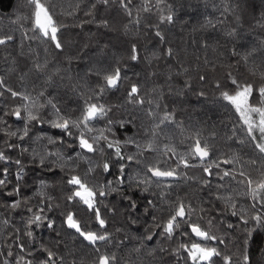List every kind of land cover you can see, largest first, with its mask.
Instances as JSON below:
<instances>
[{
  "label": "trees",
  "instance_id": "trees-1",
  "mask_svg": "<svg viewBox=\"0 0 264 264\" xmlns=\"http://www.w3.org/2000/svg\"><path fill=\"white\" fill-rule=\"evenodd\" d=\"M46 2L59 27V49L34 28L28 0H0V39H5L0 44V152L8 157L0 161V179L7 180L0 187V264H44L49 250L54 253L49 264H97L100 255L114 257L110 264H193L180 248L193 243L220 253L200 264H225L224 257L228 264H264V227L252 219L264 217V201L253 198L245 180L264 179V153L238 146L248 129L222 96L235 93L236 80L253 86L248 102L261 106L264 0H125L126 8L120 0ZM116 67L124 79L101 94L103 76ZM134 84L140 103L129 102ZM7 89L28 99L13 97ZM86 101L106 109L91 121L90 132L81 126L69 135L52 127L58 116L78 121ZM16 108L19 118L12 115ZM29 112L39 119L29 122ZM82 131L90 143L101 132L107 139L89 152L79 147ZM197 139L209 146L203 161L188 155ZM113 142H119L124 160L115 146L108 147ZM231 152L239 158L229 159ZM129 155L136 159L128 161ZM152 166L175 169V178H153ZM72 175L107 193L95 198L103 228L79 198L68 200ZM17 201L19 207L12 208ZM181 202L192 214L167 238L157 225ZM68 212L83 230L108 240L85 242L64 224ZM34 215L46 219L26 227ZM189 223L215 239L194 238Z\"/></svg>",
  "mask_w": 264,
  "mask_h": 264
},
{
  "label": "snow or ice",
  "instance_id": "snow-or-ice-1",
  "mask_svg": "<svg viewBox=\"0 0 264 264\" xmlns=\"http://www.w3.org/2000/svg\"><path fill=\"white\" fill-rule=\"evenodd\" d=\"M98 2H102L104 4H108L109 0H98ZM28 3L33 7L32 11V19L34 28L38 29L41 35H43L46 39H50L57 49L61 48V43L57 38V33L59 31V27L55 23L53 19V14L47 5L46 0H28ZM121 6L126 8L125 0H120ZM95 7V5H93ZM91 14V13H89ZM131 13L129 12V15ZM168 21L172 20V17L169 15L166 17ZM106 26V22H104ZM157 36H161L160 32L156 33ZM6 39L10 40L12 39L11 36L6 37ZM163 39V37H161ZM5 39H0V44H4ZM169 54H171V50H169ZM131 60L135 61L137 59V48L135 45L132 46V55ZM42 66L37 65V69L40 70ZM124 79V77L121 76V70L119 67H116L113 71L105 74L103 76V85H101L99 91L100 93H104L107 89H115L119 86L120 82ZM232 83L234 85H237V90L234 94H230L228 92H223L222 96L223 99L228 101L233 107L235 108L236 112L240 115L241 120L243 123L247 126L248 129V135L252 137L254 141L257 140V137L254 135V131H258L259 136V142L255 144V147L259 150L260 153H264V86L260 87L258 89L259 95L261 97V106H252L249 104V97L252 95L254 89L252 85H244L240 86L236 80H232ZM0 87H4L3 83L0 82ZM11 93L13 97L21 96L22 99L27 100V96H22L21 93H18L16 91H12L11 89H7ZM139 92V88L137 85H132L130 91L128 92V98L129 102L134 103H140L142 101H138L135 99ZM51 103V101H49ZM53 108L56 106L53 104ZM106 113V109L103 105L98 103H91L86 101L85 106L83 108L81 118L78 121H72L70 119H66L64 116H58L57 120L52 122V127L60 129L61 131L67 132L69 135H71V128H80L83 126V128L87 131H91V127L89 126L91 121L104 116ZM253 113L256 114V117L258 119L253 118ZM12 115H15L16 117H20L21 112L19 108H16ZM38 116L33 115L31 112H29L27 116V120L30 121H36L38 120ZM170 116H165L164 120H169ZM2 120V118H0ZM164 120L161 121V123L164 122ZM9 135L15 136V132H10ZM25 135H27V126L25 127ZM101 138L107 139V137L103 136V133L101 132V135L99 137H93V142L90 143L89 140L86 138L84 132L82 131L78 137L79 140V147L81 149H85L89 152H92L96 150L94 148V144L98 142ZM23 139V137H21ZM115 146V153L116 156L120 160H124L125 157L121 155L119 142H113L109 143L108 147L112 148ZM9 147H12V145H9ZM169 151H174V149H169ZM188 155L190 157H198L201 161H203L205 158L209 156V146L205 144H201V141L197 139L192 146L191 150L189 151ZM135 155H129L127 156L128 161L135 160ZM8 157L4 155V153L0 152V161H7ZM180 162L184 164L185 167H189V163L187 160L184 159V157L180 158ZM225 163H229L230 161H224ZM17 164L20 163L19 160L16 161ZM41 163H43V160H41ZM252 163H255V161H252ZM218 166V165H217ZM104 171L109 170V164L105 162L103 164ZM93 171V169H89V172ZM121 173L124 172V165L122 164L120 166ZM148 171L151 173L153 177L161 178V177H172L175 175V169L171 170H161L158 167L152 166L148 168ZM204 171L206 173L209 172V168L205 167ZM5 176H7L8 170L4 169ZM230 173L228 171L224 172V176H228ZM241 176H245L243 172L240 173ZM17 179H22V175L18 172L17 173ZM245 180L247 181L249 191L254 199L257 197L260 198L261 201H264V179H261L259 182H254L248 177H245ZM144 183H147V181H143ZM242 183L244 181H241ZM67 183L71 186H73V191L71 195L68 196V200L72 201L74 198H79V200L87 205L89 210H92L95 212V218L97 222L99 223L100 227L103 228L105 225L104 219L101 217V213L98 208H95V198L97 195L104 196L107 193L104 190L97 191L96 189L90 187L85 180L80 178L79 176L72 175L70 179H68ZM255 183V187H253V184ZM7 180L6 179H0V187L6 186ZM115 191V189H112ZM15 193L18 194L19 189L16 188L13 190ZM8 195H12L13 193H7ZM149 204H152V201H149ZM12 208L19 207V202H15L12 205H10ZM135 205H133L134 207ZM31 211V209H29ZM192 214V210L188 208L186 205H184L182 202L177 204L175 210L173 213H171L168 217V219L163 223V225H157V227H162V235H165L167 238H171L173 236V233L176 229L180 227V221H184L186 216H189ZM236 214L235 212L233 213ZM46 219L42 215H34L33 217H30L27 221L26 227H31L32 225L39 226V224ZM253 220L257 221L262 227H264V217L261 215H255L252 217ZM247 223V221H245ZM64 224L69 229H74L75 232H77L85 241H87L89 244L96 245L98 241H107L108 237L104 234H100L93 231H85L81 228L80 222L75 218L74 214L72 212H68L67 215L64 218ZM47 226L49 228L53 227V222L51 220H48ZM189 228L191 229V232L194 233L197 237H200L204 240H211L215 239V237L209 235L206 231H203L201 227L196 223H189ZM26 235L31 237L32 232L27 231ZM148 239H151V236L148 237ZM180 248L185 249V251L188 252L189 258L193 261V264H200L202 261L211 262L213 256H219L220 253L215 248H209L204 247L199 243H193L190 246H186L184 244L180 245ZM23 251V248L21 249ZM99 249H97L98 251ZM54 256V253L50 250L48 251V257L47 260L44 261V264H49L50 261H52ZM114 259V257H108L106 255H100L98 258L97 264H110V260ZM21 260H23V257H21ZM225 264H228V258L224 257ZM245 260H247V257H245ZM30 264V262H29Z\"/></svg>",
  "mask_w": 264,
  "mask_h": 264
},
{
  "label": "rangeland",
  "instance_id": "rangeland-1",
  "mask_svg": "<svg viewBox=\"0 0 264 264\" xmlns=\"http://www.w3.org/2000/svg\"><path fill=\"white\" fill-rule=\"evenodd\" d=\"M254 119H258V117H255ZM243 133H245V134H242L244 136L243 137H240V139H239L240 144L238 146L243 151H245L247 153L250 152V151H252V150H256L255 144L252 145V142L254 140L251 138V136H249L248 133H246V132H243ZM254 135L257 137V140L255 142L256 143L259 142V139H258L259 136H260L259 132L258 131H254ZM255 142H253V143H255ZM241 153H243V152H241ZM236 156H238L237 153H236ZM236 156L234 155L233 152H231V154L229 155V159L234 160L236 158ZM238 158H239V156H238Z\"/></svg>",
  "mask_w": 264,
  "mask_h": 264
},
{
  "label": "water",
  "instance_id": "water-1",
  "mask_svg": "<svg viewBox=\"0 0 264 264\" xmlns=\"http://www.w3.org/2000/svg\"><path fill=\"white\" fill-rule=\"evenodd\" d=\"M151 174V173H150ZM152 176V175H151ZM153 177V176H152ZM153 178H155V179H174L175 178V176H172V177H161V178H157V177H153ZM189 230H190V233H191V235L194 237V238H196V239H200V240H202L200 237H197L194 233H192L191 232V229L189 228ZM82 239H83V237H82ZM84 240V239H83ZM85 241V240H84ZM85 242H87V241H85ZM98 242H101V241H98Z\"/></svg>",
  "mask_w": 264,
  "mask_h": 264
}]
</instances>
